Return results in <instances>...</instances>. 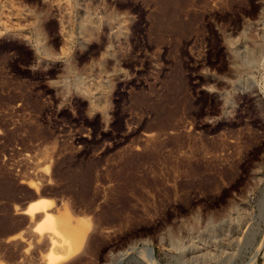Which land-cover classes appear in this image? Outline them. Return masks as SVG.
<instances>
[{"label": "rangeland", "instance_id": "rangeland-1", "mask_svg": "<svg viewBox=\"0 0 264 264\" xmlns=\"http://www.w3.org/2000/svg\"><path fill=\"white\" fill-rule=\"evenodd\" d=\"M38 197L55 264H264V0H0V264Z\"/></svg>", "mask_w": 264, "mask_h": 264}, {"label": "bare ground", "instance_id": "bare-ground-1", "mask_svg": "<svg viewBox=\"0 0 264 264\" xmlns=\"http://www.w3.org/2000/svg\"><path fill=\"white\" fill-rule=\"evenodd\" d=\"M61 2V1H60ZM41 184V183H40ZM41 186V185H40ZM42 195V194H41ZM52 203L53 200H50V198H46V197H38V199H34L33 202L29 203V205L26 208V211L30 213V215L33 216V214L36 212H42L41 218L40 216L38 221L36 222V224H32L34 227L33 229L35 231H37L38 233H43V232H49L48 234H50V239H51V243H50V247L54 246L55 244H57L56 242H58L59 246L55 247L54 249H52V247L50 249H52L49 254H47V260L46 264H55L56 262H58V259H60L61 256L68 255L67 253H71V250L73 251V247L75 246V243L77 242H82V240L84 239V232H81V229L79 230L77 226L72 224V221L69 217L68 214L63 213V214H57L54 212V209H52ZM146 205V204H145ZM54 208V207H53ZM35 216V215H34ZM27 217V216H26ZM9 220V219H8ZM6 221V220H5ZM29 222V221H28ZM31 224V223H30ZM92 225V224H91ZM101 225V224H100ZM102 226V225H101ZM77 227V228H76ZM28 230V229H27ZM30 230V229H29ZM84 230V229H82ZM101 230V229H100ZM31 232V231H30ZM24 233V232H23ZM22 233V234H23ZM37 233V234H38ZM29 234V233H28ZM89 234V232H88ZM95 234V233H94ZM33 235V234H32ZM46 236V234H43ZM42 235V236H43ZM97 235V234H96ZM95 235V236H96ZM27 236V235H26ZM30 236V235H28ZM44 237V236H43ZM86 237V236H85ZM33 238V237H32ZM48 238V237H47ZM46 238V239H47ZM1 239V238H0ZM4 238H2L3 240ZM49 239V240H50ZM44 240V239H43ZM86 240V239H85ZM16 241V240H14ZM34 241V240H33ZM2 242V241H1ZM0 242V243H1ZM23 242V241H22ZM47 242V241H46ZM34 243V242H33ZM91 243V242H90ZM12 244H14L12 242ZM18 244V243H17ZM24 244V243H23ZM37 244V243H36ZM46 244V243H45ZM49 244V242H48ZM92 244V243H91ZM22 245V244H21ZM39 245V244H38ZM43 245V244H42ZM77 245H80L77 243ZM46 246V245H45ZM49 246V245H48ZM81 246V245H80ZM88 246V245H87ZM90 247V244L89 246ZM93 246V245H92ZM33 247V246H32ZM47 247V246H46ZM44 248V247H42ZM41 248V250H42ZM75 250L76 247H74ZM49 249V250H50ZM89 249V248H88ZM87 249V250H88ZM92 249V248H91ZM90 249V250H91ZM48 250V251H49ZM79 250V249H78ZM83 250V249H81ZM79 250V251H81ZM86 250V251H87ZM89 250V251H90ZM12 251V250H11ZM18 251V250H17ZM92 251V250H91ZM8 253V252H7ZM45 253V252H43ZM87 253V252H86ZM149 253L152 256V253L150 251L149 248ZM18 254V253H17ZM4 255V254H3ZM23 255V254H22ZM26 255V254H25ZM29 255V254H28ZM35 255V254H34ZM85 256V255H84ZM5 257V256H4ZM22 257V256H21ZM66 256L62 257L65 258ZM68 257V256H67ZM66 257V258H67ZM82 257V256H81ZM14 258V257H13ZM18 258V257H17ZM24 259V256L22 257ZM123 257L121 256L118 260V262L116 264H120L121 259ZM30 259V258H29ZM79 259V258H78ZM20 260V259H19ZM25 260V259H24ZM79 261V260H78ZM11 262V261H10ZM36 262V261H35ZM76 262V261H75ZM15 263V262H14ZM32 263V262H29ZM28 263V264H29ZM13 264V263H12ZM37 264V263H36Z\"/></svg>", "mask_w": 264, "mask_h": 264}]
</instances>
